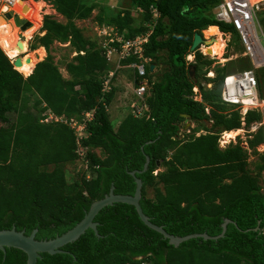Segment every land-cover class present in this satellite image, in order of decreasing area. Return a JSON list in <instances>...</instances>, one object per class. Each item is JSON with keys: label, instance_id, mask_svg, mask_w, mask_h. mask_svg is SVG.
<instances>
[{"label": "trees", "instance_id": "trees-1", "mask_svg": "<svg viewBox=\"0 0 264 264\" xmlns=\"http://www.w3.org/2000/svg\"><path fill=\"white\" fill-rule=\"evenodd\" d=\"M42 1L65 21L44 16V34L34 36L29 49L42 47L46 57L39 61L43 50H29L22 56L26 68L17 71L0 47V231L14 227L29 235L37 230L36 240H52L79 223L111 186L116 195L132 196L136 185L130 173L135 172L142 182L139 204L152 224L175 237H216L228 219L224 236L190 239L174 247L146 227L133 206L115 203L93 220L99 237L88 229L60 253L41 254L37 264H264V153L249 162L250 153L255 155L264 143V130L245 143L220 149V133L240 127L239 113L221 101L222 80L233 71L228 66L233 63L214 66L215 60L199 52L193 63L186 61L193 53L194 34L210 27L230 33L235 51H243L232 26L215 18L213 11L222 0H130L134 10L154 4L160 17L144 46L154 71L147 66L143 78L133 69L127 74L135 87L147 80L148 112L142 117L128 114L117 127L107 110L115 98L116 76L104 94L112 66L77 22L93 19L99 28L115 27L125 39H133L146 32L149 16L141 15L135 24L131 11L111 10L95 0ZM260 16L264 33V12ZM55 44L73 55L64 65L67 77L52 57ZM133 62L137 60L122 63ZM237 62V71L251 67L246 57ZM210 70L213 78L206 77ZM257 79L264 98L259 73ZM196 85H202V102L193 99ZM90 111L87 136L78 142L64 120L81 121ZM49 114L61 121L45 122ZM184 116L195 125L189 132L183 130ZM259 119L256 112H248L245 123ZM78 145L84 150L89 179L84 173L70 177L66 171L79 158ZM146 158L148 168L141 172ZM26 259L18 249L0 251V264H26Z\"/></svg>", "mask_w": 264, "mask_h": 264}, {"label": "built area", "instance_id": "built-area-1", "mask_svg": "<svg viewBox=\"0 0 264 264\" xmlns=\"http://www.w3.org/2000/svg\"><path fill=\"white\" fill-rule=\"evenodd\" d=\"M158 0H152L157 2ZM264 0H222L217 6L215 11V18L218 22L228 24L232 26L234 32L239 36L240 44L243 47V57L249 59L251 67L247 70L233 71L224 76L222 80L221 90V101L224 105L230 107L232 110L239 113L240 116V127L236 129L235 137L229 139L227 135L231 132H222L219 135V146L225 148L230 144H236V139L239 142L245 143L246 141L253 138L259 129L264 130V98L260 97L259 94V81L257 79V71L264 68V33L258 22L257 14L259 6ZM15 4V0H0V9L4 10V14H15L18 18V14L12 11ZM4 8V9H2ZM23 9H21L22 11ZM137 15L141 16L147 14L149 16L148 21L144 22V27L147 29L145 33L136 35L133 39H125L119 34L116 28H97V37L100 39V46L103 51V55L109 64L113 65L107 77L103 83L102 92L104 94L109 92V84L115 77L118 70L123 68L121 64L130 58H135L137 62L130 63L127 68L134 69L139 77H144L146 73V66L150 63V59L144 57V46L148 42L152 35L154 28L156 27L157 20L160 17V13L154 4H150L147 10L138 8L135 10ZM20 19V18H19ZM227 40L229 34H224ZM227 45V41L225 46ZM205 45H200L195 52H199L205 55ZM186 57L187 63L194 62V53ZM221 60H219L220 62ZM224 60L223 62H225ZM219 62L216 63L218 65ZM221 62V63H223ZM223 65V64H222ZM209 78H213L212 71H209L206 75ZM209 87V85H206ZM149 88L147 80H143L139 86L133 89V93L141 104L137 102L133 106L131 115L138 117L148 112V107L145 104V97ZM200 87L195 86L193 88V99L197 102H202L200 95ZM248 112H256L260 119L259 121L251 123L249 126L245 123V117ZM205 113L209 114V109H205ZM93 111L84 114L81 121L75 119L64 120L72 130L75 131L76 135L82 130H85L87 122L91 121ZM50 121H61V119L55 116L48 115L45 122ZM77 126L78 132L75 128ZM82 138V137H81ZM77 135L78 142L81 139ZM79 144V143H78ZM258 153H264V144L259 145L256 148ZM76 154L84 160V150L81 149L80 145L77 147Z\"/></svg>", "mask_w": 264, "mask_h": 264}, {"label": "rangeland", "instance_id": "rangeland-1", "mask_svg": "<svg viewBox=\"0 0 264 264\" xmlns=\"http://www.w3.org/2000/svg\"><path fill=\"white\" fill-rule=\"evenodd\" d=\"M24 1L26 2L25 4H27L29 2H32L36 6H40L39 14H40L42 20H43L44 16H53L55 19H57V21H59V22H65L64 19L55 12V10L53 9V6L50 3H47V2H43L42 3V0H24ZM90 1H94V0H90ZM95 1L98 2V3H102L104 6H107L108 8L111 6L112 8H114L115 11L125 10V9L128 10L129 12L131 11L132 13L130 12V14H132L131 15L132 16V19L134 18L133 20H135L134 23L135 22H136L135 24L139 23V20L138 19L141 18V17L139 15H137V13L134 12V10H133V4H132V2L130 0H95ZM2 9H4V8H2ZM4 11H5V9H4ZM4 11L0 9V17L4 19V22L11 23L15 28H17L19 30L18 31L19 34L21 33L22 30H20V28L15 25V20L16 19H19L20 18L21 20H25L26 22H29L30 27L32 26V22L30 20H28L27 17H23V16H19L18 15L19 17L16 18L14 16L15 14H13V15H11L10 18H6L5 19L3 17ZM261 12H264V1L259 6V11H258V15H257L258 22H259L261 28H263L262 25H261V20H260V18H261V16H260ZM97 14H98V11H94L93 16H96ZM42 20H41V25L40 26H42ZM77 24H78V26L80 28H82L84 30L85 34L88 37L94 38L97 41L98 46H99V40L96 37L97 28L96 27L94 28L93 19H90V20L84 21V22H77ZM39 29L36 30L34 32V34L32 35V37H31L32 40H29L27 42V51H29V44L30 45H33L35 43V40H34L33 37L36 36V34L39 32ZM212 29L215 30L216 32H218L216 28H212ZM202 36H203L202 38L204 40H206V41L209 40V39H206L204 37V35H202ZM219 38H220V36H219ZM222 40H223V43H225L226 40H224V36L222 37ZM223 43L220 40V42L215 47L214 55L213 56H209L208 58L210 60H212V61L215 60L216 62L217 61L219 62V60L222 59V61L219 62L220 65H218L215 62V65L214 66H218V67H223L225 65H228V64H232L233 63V66L232 65H228L229 66V69L230 70L232 69L233 71H237L238 68L240 67V64L237 61L239 59H242L243 58V55H242L243 54V51L242 52L235 51V45L232 44L231 37L229 39V42L227 43V47L228 48L225 46L222 49L220 45L223 44ZM229 43H230V45H229ZM209 46H210V44L206 45L205 46V49L208 48ZM202 49H204V48H202ZM219 51H222V53L220 52V54L217 56L216 54L219 53ZM26 52H24L23 54H21L19 58L23 60V57L22 56ZM30 53H33V52H30ZM52 54H53L52 57H53L54 61L57 63V65H58V67H59V69L61 71V74L64 77H67L68 75L65 72L64 65H65L66 62H68L70 60V58L73 55L69 54V52L66 50V46L60 45V44L53 45ZM44 57H45V53H44ZM44 57L42 59L41 58L38 59L39 56L37 55L36 58L39 61H42L44 59ZM224 60H226V61L223 62ZM221 62H223V63H221ZM25 68L26 67H24V64H23V66L18 67L19 70H24ZM233 71H231V72H233ZM118 72H117V75H116V80L114 82V85L116 87V93H115V98H114L115 104L112 106L113 107L112 109H111V107H109V110H108V112H110L111 120L115 124L116 127H117V123L121 122V120H122L123 117L127 116L128 114H130L132 112V109L130 108V106H133L134 103L137 102V99H136L134 93H132V90L135 89V88H137L135 86L133 87V85H134L133 80L131 81V85H130L129 82L126 81L123 76H120L119 75ZM257 73H259V75L261 76L262 82H263V87H264V70L257 71ZM203 78H200L199 80H201V83L205 84V81L203 80ZM111 84H112V82H110V84H109V90L112 87ZM132 87H133V89H132ZM137 104L140 105L141 104V101L138 100ZM115 112H117V114ZM142 116H144V115H141V116H138V117H142ZM83 118H87V117H84V115H83V117L81 119H83ZM184 124L185 125L183 127V130L186 131V132H189L188 129H190V128L193 129L195 127V125L192 124L189 121L186 122V123L184 122ZM187 124H190V126L187 125ZM210 125H211L210 123H206V126L209 127ZM72 127H73V124H72ZM73 128H75L77 132L79 131L77 126H74ZM200 131L201 130H198L195 133L196 134H199V133H201ZM77 135H78L79 138H81V137H86L87 136V133H86L85 130H82V131H80V134L78 133ZM236 141L238 142L239 139H236ZM258 155H259V153H255V155L254 154H250L249 159L252 158L253 162H255V161H257ZM79 157H81V156H79ZM73 170H74V172H73ZM66 171L71 173V174L69 173V176L70 177H72V176H74V175H76L78 173H84L86 179H89L90 176H91V173L87 169L86 162L83 160V158H78L77 161H76V163H75V166H68V167H66ZM263 175H264V173H263ZM69 176H68V180L71 181V179H70Z\"/></svg>", "mask_w": 264, "mask_h": 264}, {"label": "water", "instance_id": "water-1", "mask_svg": "<svg viewBox=\"0 0 264 264\" xmlns=\"http://www.w3.org/2000/svg\"><path fill=\"white\" fill-rule=\"evenodd\" d=\"M3 17L5 19L10 18L11 14H5L3 15ZM15 25L19 27L20 30L22 31L30 27L29 22L20 19L15 20ZM201 44L208 45L209 43L208 41L203 40L200 34L198 33L194 34L191 51H194ZM20 61H21L20 58H17L15 61H13L12 64L15 70H17V67L20 66ZM153 68L154 65H151L150 71H152ZM207 88L208 87H206V89ZM184 117L188 119L187 116ZM148 164H149V159L146 158L145 164L143 166V170L141 172H145L147 170ZM130 176L134 178V182L136 185L135 192L132 196L116 195L113 192L114 187L111 186L108 195H106L101 200L93 202L88 212L85 214L84 218L79 223H77L73 228H71L61 236H58L52 240H42V241L36 240L35 235L37 233V230H33L29 235H25L24 231H16L14 227H12L9 230H2L0 231V251L5 252V248L18 249L26 254L27 257L26 264H37V260L41 258L40 256L41 254L47 253L49 255H55L60 253L61 252L60 249L63 246L78 240L79 237L83 235L85 231L88 229L92 230L96 237H99L97 232V223H95L93 220L100 210H102L107 206H111L115 203H123L133 206L136 210L138 217L143 222V224L149 229L162 235V237L164 239H167L168 243L174 247H178L181 243L186 242L190 239L202 238L203 240H217L224 236L227 225L231 223V221L228 219H225L223 221L222 232L220 235L216 237H210L207 234H195L185 237H175L166 233L162 227H158L152 224L149 218L146 217L142 212V209L139 204L141 199L142 182L140 179L136 178L135 172H131Z\"/></svg>", "mask_w": 264, "mask_h": 264}, {"label": "bare ground", "instance_id": "bare-ground-1", "mask_svg": "<svg viewBox=\"0 0 264 264\" xmlns=\"http://www.w3.org/2000/svg\"><path fill=\"white\" fill-rule=\"evenodd\" d=\"M25 3V1L21 2V0H15V4L12 8V11H14L16 14H18L19 16L27 17V19L32 22V26L24 31H21L20 34L17 28H15L11 23L4 22V19L0 17V47L4 50L7 56L11 58L12 61H15L20 57L21 54L27 51V42L31 39L34 32L41 27L40 25L42 18L39 14L40 6H36L32 2H29L27 4ZM21 9L23 10L21 11ZM212 28L214 27H210V30L208 29L207 31H203L204 37L206 39L213 38L212 41H210V39L208 40L210 46L204 49L206 56L214 55L215 47L220 42L219 36L221 35L223 37L220 32L219 35V33ZM225 43L223 44L222 49L225 47ZM20 60V66H23L24 64V67H26L24 61L22 59ZM235 135V132H231L227 135V138L231 139L235 137Z\"/></svg>", "mask_w": 264, "mask_h": 264}, {"label": "crops", "instance_id": "crops-1", "mask_svg": "<svg viewBox=\"0 0 264 264\" xmlns=\"http://www.w3.org/2000/svg\"><path fill=\"white\" fill-rule=\"evenodd\" d=\"M42 3H43V1H42ZM45 4V3H44ZM109 9H113L114 10V8H112L111 6H110V8ZM120 11H122V10H120ZM141 17V16H140ZM81 22H84V21H81ZM78 25V24H77ZM97 26L98 25H96L95 23H94V28L96 27L97 28ZM214 28H216V27H214ZM217 29V28H216ZM207 31V30H206ZM217 31H218V29H217ZM218 33H219V31H218ZM44 34V32H41V30L39 29V32L36 34V35H43ZM220 34V33H219ZM204 35V34H203ZM30 40H32V39H30ZM220 40L222 41V43H223V40H222V36L220 35ZM224 44V43H223ZM223 44H221L220 46H221V48L223 47L222 45ZM30 45V44H29ZM39 49H42L43 50V52L45 53V57H46V52H45V50H44V48H42V47H39V48H37L36 50H39ZM30 50V49H29ZM36 50H33V51H31L30 50V52H35ZM220 52L221 51H219V53H217L216 55L218 56L219 54H220ZM44 57V58H45ZM221 61H222V59H221ZM38 63V62H37ZM121 71H126V72H124V73H119V72H121ZM121 71H119L118 73H119V75L120 76H123L124 78H125V80L126 81H128L129 82V84L131 85V81H129L128 79H127V74H128V72L130 71L131 72V69L130 68H127V66H124L123 68H122V70ZM154 71V68H153V70L152 71H150L151 73ZM209 85V87L207 88V89H209L210 88V84H208ZM132 89H133V87H132ZM132 93H133V90H132ZM115 104V100L112 102V104L109 106V107H111V109L113 108L112 106ZM109 110V109H108ZM116 114H117V112H115ZM109 115H110V112H109ZM110 118H111V116H110ZM124 118V117H123ZM122 118V119H123ZM187 122H188V119L186 120ZM186 121H185V123H186ZM120 123V122H119ZM119 123H117V126L119 125ZM187 125H189L190 126V124H187ZM243 148H245V147H243ZM250 153V152H249ZM251 154V153H250ZM249 162H253V160H252V158L251 159H249Z\"/></svg>", "mask_w": 264, "mask_h": 264}, {"label": "clouds", "instance_id": "clouds-1", "mask_svg": "<svg viewBox=\"0 0 264 264\" xmlns=\"http://www.w3.org/2000/svg\"><path fill=\"white\" fill-rule=\"evenodd\" d=\"M22 2H24V0H21ZM221 3V2H220ZM219 3V4H220ZM216 9H217V7L214 9V11H213V13H214V15H215V11H216ZM134 10V9H133ZM134 12H135V10H134ZM258 15V14H257ZM21 20V19H20ZM25 21V20H24ZM97 28H99V26H97ZM108 28H115V27H108ZM209 28V27H208ZM218 30H219V28L218 27H216ZM204 31V30H203ZM203 31L201 32V37H203L202 35H203ZM220 32V31H219ZM223 36H224V38H225V40L227 41V43L229 42V39H230V37H231V34L230 33H222V32H220ZM224 34H229V39L227 40V38L225 37V35ZM120 35H122V34H120ZM123 36V35H122ZM96 37H97V33H96ZM97 39L99 40V48L101 49V46H100V39L97 37ZM203 39V38H202ZM210 39V38H209ZM213 38H211L210 40H212ZM204 40V39H203ZM201 45H205V44H201ZM200 46V45H199ZM199 46L194 50V51H192V52H195L198 48H199ZM206 46V45H205ZM226 47H227V45H226ZM102 50V49H101ZM102 53H103V51H102ZM104 56V55H103ZM189 56V55H188ZM204 56V55H203ZM207 57H209V56H207ZM105 58V57H104ZM217 59V58H216ZM12 61V60H11ZM151 62V61H150ZM12 63H13V61H12ZM108 63V62H107ZM191 63H193V61L192 62H190V63H188V64H191ZM109 64V63H108ZM122 65H123V63H121ZM130 64V63H129ZM128 64V65H129ZM110 66H112V69H113V65L112 64H109ZM124 66H127V65H123V67ZM147 66H151L150 65V63L147 65ZM146 66V67H147ZM131 69V68H130ZM33 70V69H32ZM122 69H120V70H118V71H121ZM134 70V69H133ZM117 71V72H118ZM211 71V70H210ZM117 72H116V74H117ZM209 72V71H208ZM212 73H213V71H212ZM231 73V72H230ZM116 74H115V76H116ZM213 75H214V73H213ZM29 76V75H28ZM28 76H25V77H28ZM207 77V76H206ZM214 77V76H213ZM207 78H209V77H207ZM202 85H205V87H206V85L207 84H203L202 83ZM202 85H199V87H200V89H201V87H202ZM197 86V85H196ZM133 87H134V85H133ZM195 87V86H194ZM110 91V90H109ZM109 109V107L107 108V110ZM131 114V113H130ZM236 130V129H235ZM235 130H232V131H235ZM222 132H224V131H222ZM221 132V133H222ZM225 132H231V131H225ZM262 144H264V143H262ZM231 145V144H230ZM232 145H236V144H232ZM261 145V144H260ZM228 147V146H227ZM258 147V146H257ZM256 147V148H257ZM219 148L220 149H225V148H221L220 146H219ZM255 151L257 152V150L255 149ZM258 153V152H257ZM259 154H263V153H259ZM263 231H264V229H263Z\"/></svg>", "mask_w": 264, "mask_h": 264}, {"label": "flooded vegetation", "instance_id": "flooded-vegetation-1", "mask_svg": "<svg viewBox=\"0 0 264 264\" xmlns=\"http://www.w3.org/2000/svg\"><path fill=\"white\" fill-rule=\"evenodd\" d=\"M5 15V14H4Z\"/></svg>", "mask_w": 264, "mask_h": 264}]
</instances>
